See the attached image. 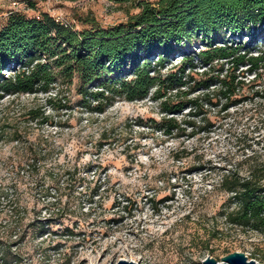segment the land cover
Returning a JSON list of instances; mask_svg holds the SVG:
<instances>
[{"label": "rangeland", "instance_id": "1", "mask_svg": "<svg viewBox=\"0 0 264 264\" xmlns=\"http://www.w3.org/2000/svg\"><path fill=\"white\" fill-rule=\"evenodd\" d=\"M139 1L0 0V27L10 14L45 13L77 31L86 15L107 28L137 14ZM94 106L75 79L0 99V125L18 131L0 140V264H202L233 252L264 264V231L227 224L233 203L219 189L264 151V108L246 102L210 115L207 131L166 138L150 127L162 116L155 102Z\"/></svg>", "mask_w": 264, "mask_h": 264}, {"label": "trees", "instance_id": "2", "mask_svg": "<svg viewBox=\"0 0 264 264\" xmlns=\"http://www.w3.org/2000/svg\"><path fill=\"white\" fill-rule=\"evenodd\" d=\"M137 7L107 28L86 15L78 31L45 13L10 14L0 27V99L48 93L75 79L97 113L116 99L155 102L162 116L150 127L166 138L207 131L210 115L225 117L246 102L255 112L264 108V0H143ZM4 136L18 140V131L0 125ZM255 153L244 174L221 178L219 189L233 203L222 216L229 225L264 231V151ZM37 163L28 158L26 166ZM18 201L8 199L11 212Z\"/></svg>", "mask_w": 264, "mask_h": 264}, {"label": "water", "instance_id": "3", "mask_svg": "<svg viewBox=\"0 0 264 264\" xmlns=\"http://www.w3.org/2000/svg\"><path fill=\"white\" fill-rule=\"evenodd\" d=\"M115 264H136V263L132 261L119 260ZM202 264H258V263L252 260H248L247 257L242 253L233 252L222 257L220 262H218L216 259L212 257L207 256L202 261Z\"/></svg>", "mask_w": 264, "mask_h": 264}, {"label": "built area", "instance_id": "4", "mask_svg": "<svg viewBox=\"0 0 264 264\" xmlns=\"http://www.w3.org/2000/svg\"><path fill=\"white\" fill-rule=\"evenodd\" d=\"M156 0H149V2H155Z\"/></svg>", "mask_w": 264, "mask_h": 264}]
</instances>
